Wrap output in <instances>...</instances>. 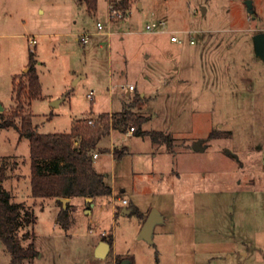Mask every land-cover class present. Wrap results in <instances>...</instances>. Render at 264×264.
Instances as JSON below:
<instances>
[{"label": "rangeland", "instance_id": "374dc122", "mask_svg": "<svg viewBox=\"0 0 264 264\" xmlns=\"http://www.w3.org/2000/svg\"><path fill=\"white\" fill-rule=\"evenodd\" d=\"M245 1L129 0L127 15L109 23V0H98L96 12L76 0H9V12L0 10V23L12 17L25 23V37L13 43L0 37V64L10 65L29 48H40L45 61L40 69L50 89L31 106L40 132H70L75 119L96 120L128 101L147 116L144 130L172 138L167 145L128 130L103 137L100 146L106 150L97 148L95 165L116 195L163 214L150 243L137 235V214L115 213L114 204H125L112 195L90 203L73 197V223L63 228L58 201L31 195L29 139L18 127L1 129L4 187L36 215L31 227L19 231L33 230L39 250L25 264H120L126 258L133 259L129 264H264V59L253 39L264 28V0H253L252 14ZM56 18L64 19L65 33L94 34L85 46L72 34L38 35V44H30L28 35L54 27ZM98 21L105 30L97 28ZM153 22L158 26L147 29ZM173 34L183 41L172 40ZM6 40L12 44L3 51ZM63 81L68 87L54 96ZM130 83L136 87L127 94ZM91 89L94 99L88 96ZM13 107L14 101L3 110ZM213 131L220 135L208 139ZM199 139H207L205 150L193 148ZM125 141L129 151L114 157L115 146ZM111 233L113 249L97 257V241ZM0 264H12L1 241Z\"/></svg>", "mask_w": 264, "mask_h": 264}, {"label": "trees", "instance_id": "16d2710c", "mask_svg": "<svg viewBox=\"0 0 264 264\" xmlns=\"http://www.w3.org/2000/svg\"><path fill=\"white\" fill-rule=\"evenodd\" d=\"M87 4L92 12L97 9L98 0H79ZM121 10L124 16L130 11L129 0H109ZM36 52L30 50L27 69L13 77V100L15 107L11 111H0V131L3 128L18 127L23 137L30 142L31 161V195L34 198H56L61 208L57 220L63 228L69 229L73 223L72 206L63 203L59 197H99L111 196L112 186L106 176L95 168L93 153L103 137L112 130L127 132L135 127L134 134L150 136L153 142L171 144V135L159 130H144L143 123L148 119L126 105L121 111L98 115L94 124L89 118L73 121L70 132H40L33 121L31 102L42 98V84L37 70ZM219 132H211L208 139L219 136ZM207 141V139H205ZM122 150L115 152L121 157ZM7 165L0 156V241L4 243L11 255L12 264H25L39 255L35 243V232L26 230L22 235L19 231L31 227L36 219L33 207L24 201H13L11 194L5 189L3 182L7 179ZM9 194V195H8ZM116 214L122 206L116 207ZM131 213L145 220L146 216L136 205H128ZM31 237L28 244H24ZM112 244L110 238L103 237ZM133 263V259H131Z\"/></svg>", "mask_w": 264, "mask_h": 264}, {"label": "crops", "instance_id": "0c3cea01", "mask_svg": "<svg viewBox=\"0 0 264 264\" xmlns=\"http://www.w3.org/2000/svg\"><path fill=\"white\" fill-rule=\"evenodd\" d=\"M0 1H2V3L0 4V10L1 11H3V10H5V9H7L8 10V12H9V4H8V1L9 0H0ZM77 1L78 2H80V3H85V2H83V1H79V0H76V4H77ZM76 4H71L72 6H71V8H73V6L75 5L76 6ZM97 6H98V4H97ZM86 9H88V7H87V4H86ZM38 10L41 12V13H45V7L44 6H42V5H39L38 6ZM89 10V9H88ZM97 10V9H96ZM96 10L94 11V12H96ZM90 11V10H89ZM91 12V11H90ZM75 14V13H74ZM74 14L72 15V16H74ZM11 15V14H10ZM11 17H12V15H11ZM24 21V20H23ZM64 21V19H57L56 18V21H55V24L56 23H58V24H56L54 27H50V26H44V27H42L40 30V32H37V33H34V34H29L28 35V40L30 39V37L31 36H35L36 38L38 37V35L40 36V37H52V36H62V35H64V34H72V35H74V36H76L77 37V40H79L78 39V34L79 33H81V32H83V31H81V29H77V30H75V31H72V32H68V33H65V32H63V30H62V28H63V22ZM75 22H77V20L75 21ZM24 22H22V20H16L14 17H12V18H10V20H8V21H6V22H1L0 23V30H1V33H0V37H2V38H10L11 39V42L13 43V39L15 40H17V38H19V37H25V33H23L21 30L23 29V27H24ZM51 28H55V29H51ZM14 29H16V31L15 32H13V30ZM17 30H20V31H17ZM88 31V30H87ZM91 32V31H90ZM97 32V31H96ZM92 33V35L94 34V32H91ZM99 33V32H98ZM92 37V36H91ZM7 42H6V44H3V51L5 50V49H8V46L9 45H11L12 43L10 42V43H8V40H6ZM29 42H30V40H29ZM80 42V41H79ZM81 43V42H80ZM31 44V43H30ZM38 44V40H37V43H36V45ZM84 46L86 45V44H83ZM102 45V44H101ZM90 49V48H89ZM29 50H32L31 48H29ZM30 52V51H29ZM36 55H37V60H38V63H37V70H38V73H39V77H40V80H41V84H42V92H43V96L45 97L46 96V93H47V90L48 89H50V87H47V84L45 83V79L43 78V75H42V73H41V69H40V66H42V65H44L45 64V61H43V60H41L40 59V48L39 49H36ZM66 59V58H65ZM2 58H0V63H2ZM28 62H29V53H28V55H25V54H23V55H21L20 57H18V58H14L12 61H10V65H3V64H0V103L3 105V107H4V109H6V108H8L9 106H11L12 104H13V77L16 75V74H19V73H21V72H23V71H25L26 69H27V65H28ZM62 62V61H61ZM64 64H66V62L64 61ZM68 67H66V69L67 68H69V71H73L74 72V75H76V70L74 69V67H71L69 64H66ZM73 75V76H74ZM72 76V78H71V80L74 78ZM85 76L84 75H82L80 78H84ZM68 82H66V81H63L61 84V86L60 87H58V89H60V91H58V92H56V95H54V96H61V94H63V92H64V90H66V88L68 87V84H67ZM130 84H132V83H130ZM134 87H136V86H134ZM135 89V88H134ZM90 91H94L93 89H91ZM132 93V90L128 87L127 88V94H131ZM68 94V93H67ZM141 95H145V93L143 92ZM68 96V95H67ZM67 96L64 98V100L67 98ZM43 97V98H44ZM42 98V99H43ZM6 100L7 101V103L5 104L4 103V101L3 100ZM37 99H40V98H37ZM94 99V98H93ZM34 100H36V99H34ZM34 100L31 102V106H32V104H33V102H34ZM63 101V100H62ZM61 101V102H62ZM127 103H129L128 101H126V103H125V105L127 104ZM124 105V106H125ZM30 106V108H31V111H32V107ZM124 108V107H123ZM122 108V109H123ZM121 109V110H122ZM121 110H117V111H121ZM117 111H115V110H111V111H108L109 113H113V112H117ZM32 113H33V111H32ZM99 115V114H98ZM97 115V116H98ZM113 132H120V131H118V130H112L111 131V133H113ZM110 133V134H111ZM120 133H123V134H126L125 132H120ZM128 133H131V132H128ZM127 133V134H128ZM131 135H135L133 132H132V134ZM108 136V135H107ZM127 143H128V141H125V143H124V145H123V147H120V148H117L116 146H115V149L113 150V152H112V154H113V156L115 157V152L117 151V150H122V152H123V155L124 154H126L128 151H129V149H128V146H127ZM98 147H100V150H106L105 148H103V147H101L100 146V143H99V145H98ZM98 153V155H97V157H95L94 158V163L96 162V160H97V158H99V152L96 150L94 153ZM93 153V154H94ZM95 168L97 169V171H99V172H101V173H103L106 177H107V174L106 173H104L103 171H101V170H99L97 167H96V165H95ZM113 188V187H112ZM123 191H124V189H123ZM112 197H115V198H117V199H121L122 198V202H123V199H126V198H123V197H121L120 195H116V192L113 190V194H112ZM84 198V201H85V203H90L91 201H88L86 198L87 197H83ZM56 199V198H55ZM72 199H73V197H70V200H69V202L68 203H70V204H74V203H72ZM95 199V197H92V201ZM57 200V199H56ZM127 200V199H126ZM135 205L133 202H130L129 200H127V204H125V206L128 208V205ZM142 212H143V214L146 216V218H147V216L149 215V213H150V211H151V208L146 212V211H143L141 208H140V206L139 205H136ZM117 207V205H115L114 204V206H113V209L115 210V213H116V208ZM123 207H124V205L122 206V209H123ZM152 208H154V207H152ZM156 208V207H155ZM60 210V209H59ZM123 212V211H122ZM124 213L125 214H130V213H128L126 210L124 211ZM115 216V215H114ZM145 218V219H146ZM140 220H141V223H140V225H139V227H138V230H137V235H138V237L140 236V233H141V230H142V227H143V224H144V221L145 220H143L142 218H139ZM157 225V224H156ZM156 225H155V227H154V231H153V239H154V233H155V229H156ZM107 233V232H106ZM110 236H112V239H113V242H112V244H111V249H113V244H114V234L113 233H111V235ZM101 240H104V239H102V238H100L98 241H97V243H96V247L98 246V244L100 243V241ZM106 241V240H105ZM96 249V248H95ZM116 254V253H115ZM131 263V262H130Z\"/></svg>", "mask_w": 264, "mask_h": 264}, {"label": "water", "instance_id": "95a60500", "mask_svg": "<svg viewBox=\"0 0 264 264\" xmlns=\"http://www.w3.org/2000/svg\"><path fill=\"white\" fill-rule=\"evenodd\" d=\"M245 4L247 6L248 12L251 14L254 13L255 8H254L253 0H246ZM253 39H254L255 49H256L257 55L264 59V31L255 33L253 36ZM64 98H65V96L55 100L53 102V104L58 105L62 100H64ZM3 109H4V107L0 103V111H2ZM205 142H206L205 139L196 140L193 144V148L195 150H201V151L205 150L207 147V143H205ZM227 151L230 153L229 150H227ZM58 199L62 201L63 207L66 208L67 203L69 202L70 198L69 197H59ZM86 199L88 201H92V197H87ZM125 210L128 213L131 212V209L127 208L126 206L123 207L122 211L124 212ZM163 220H164L163 214L157 208L154 207L150 211L149 215L147 216V218L144 221V224H143L139 238L145 239L148 242L153 243V241H154V239H153L154 227L157 223H160ZM110 250H111V243L108 241H105V240H101L95 249V254L99 258H105L109 254ZM130 262H131V260L126 258V259H123L120 264H129Z\"/></svg>", "mask_w": 264, "mask_h": 264}, {"label": "built area", "instance_id": "2783aa9c", "mask_svg": "<svg viewBox=\"0 0 264 264\" xmlns=\"http://www.w3.org/2000/svg\"><path fill=\"white\" fill-rule=\"evenodd\" d=\"M118 16H120V17L124 16L123 12H120V10H118L114 6V4L110 3V5H109V21H108V23L109 22H112V19L113 18H116ZM161 23L164 24V22H161ZM157 26H158V24L156 22H153L152 24H147V29L152 30V29L156 28ZM97 28L99 30H105V24L103 22H101V21H98L97 22ZM261 31H264V28L262 30H260L259 32H261ZM106 32L108 34H111L110 29H108ZM91 36H92V33L90 31H83V32H81V33L78 34V39H79V41L82 44H87L90 41ZM171 38H172V40L177 41L179 43H181L183 41L182 38H180V37H178L177 35H174V34L172 35ZM29 40H30V43L31 44H36L37 43V38L35 36H31ZM190 42L191 43H194L195 40L192 38L190 40ZM129 88L130 89H134V85L133 84H130L129 85ZM88 96L93 99L94 96H95V92L94 91H90L88 93ZM88 122L91 123V124H94L95 123V120L93 118H89ZM134 130H135V127L134 126H131L129 128V131L128 132H131L132 133V132H134ZM97 155H98V153L96 152V153L93 154V157L95 158V157H97ZM123 203L124 204H127V200L126 199H123Z\"/></svg>", "mask_w": 264, "mask_h": 264}]
</instances>
